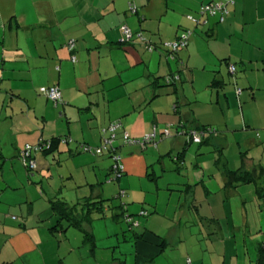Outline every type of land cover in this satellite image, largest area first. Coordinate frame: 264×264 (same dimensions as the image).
<instances>
[{
	"label": "crops",
	"instance_id": "0c3cea01",
	"mask_svg": "<svg viewBox=\"0 0 264 264\" xmlns=\"http://www.w3.org/2000/svg\"><path fill=\"white\" fill-rule=\"evenodd\" d=\"M210 1L222 0H0V264L256 263L264 240V0H234L224 21L198 13ZM123 26L143 29L153 49L124 42ZM184 33L187 46L167 57L160 43ZM168 74L178 78L156 80ZM52 85L62 92L57 104L46 95ZM115 121L123 126L114 145L125 165L124 210L147 211L139 232L112 201L119 191L105 192L112 158L93 150ZM179 122L217 132L202 143L172 132L153 146L123 142V130L139 138L167 124L179 130ZM54 138L52 149L32 152L39 176L26 172L25 143ZM169 157L174 173L156 165ZM254 169L258 181L230 180ZM44 176L64 179L62 187L44 188ZM87 196L111 198L85 226L94 241L75 226L51 229L65 222L52 199Z\"/></svg>",
	"mask_w": 264,
	"mask_h": 264
},
{
	"label": "trees",
	"instance_id": "16d2710c",
	"mask_svg": "<svg viewBox=\"0 0 264 264\" xmlns=\"http://www.w3.org/2000/svg\"><path fill=\"white\" fill-rule=\"evenodd\" d=\"M223 1V0H222ZM210 2H218V1H210ZM206 3H209V2H206ZM203 4V3H202ZM201 4V5H202ZM201 7V6H200ZM132 12L133 13H137V7L136 6H134L133 4H132ZM133 9H135V10H133ZM198 13L200 14V15H202L201 14V10H200V8H199V10H198ZM193 17H195L194 15H192ZM202 16H211V15H208V14H203ZM191 21H194L192 18H190V17H188ZM195 18H197L198 19V21L196 22V21H194L195 23H199V21H200V19H199V17H195ZM218 19L220 20V18L218 17ZM225 19H226V17H225ZM224 19V20H225ZM224 20H222V21H224ZM221 21V20H220ZM128 27V26H127ZM188 30V33L189 34H191L192 33V30L191 29H187ZM122 31H123V33H124V30H123V27H122ZM132 32H133V37L131 38V39H127V37H125L124 38V42L126 41L127 43H132V42H134L136 39H139L140 41H142L143 43H145L146 45H147V48H149L150 50H152L153 49V42L151 41V39L150 38H148L146 35H145V33H144V30L143 29H141V30H137V31H133V30H131ZM125 34V33H124ZM185 34V33H184ZM183 34V35H184ZM188 34V38H187V41H186V43L184 44V45H182V46H180L178 49H176V50H172L170 47H167V46H165L164 45V43L166 42V41H177V40H179L183 35H181V36H179V37H177V38H175V39H172V40H163L160 44H161V47L168 53L167 54V57H169V58H175L176 56H177V54H178V52L182 49V48H184V47H186L187 46V44H188V42H189V35ZM70 40H72V39H69V41ZM150 46V47H149ZM155 46V45H154ZM74 48V47H73ZM230 64H234V63H230ZM229 64V65H230ZM235 65V64H234ZM235 67H236V65H235ZM235 71H236V69H235ZM234 71V72H235ZM160 78H162V77H157L156 78V80H159ZM178 78V75H176V74H168V75H166V76H164L163 77V80H164V82L166 83V84H170V83H172V82H175L176 81V79ZM239 89H240V91H239ZM241 90H242V88L241 87H239L238 88V92H241ZM62 93V92H61ZM47 95V94H46ZM48 97V96H47ZM177 105H178V102H175V107H177ZM182 126H184L185 127V124H184V122H179V126L178 127H182ZM183 127V129H177L176 130V132H178V131H182V130H184L185 132L183 133V134H185L186 135V138H187V142H194V143H202V142H204L205 141V139L207 138V135L208 134H215L216 132H217V130L213 127V126H210V125H203V126H199V127H194V129H198V130H203L204 131V133H205V135H204V137H203V139H202V141L201 142H195V141H193L192 140V138L191 137H189V131L191 130V129H193V128H187V129H185ZM208 130V131H207ZM146 134V133H145ZM144 134V135H145ZM182 134V135H183ZM61 139V138H60ZM38 143H40V144H42V148H40V149H38V150H36L37 152L38 151H43V150H47V149H52L55 145H56V138H54V139H51V140H39L37 143H30V142H27V143H25V145H24V147L21 149V150H23L25 147H26V145L27 144H31V145H34V146H36V144H38ZM47 143H50V145L49 146H47L46 144ZM20 150V151H21ZM20 151H19V153H20ZM104 151H107V150H102V152H104ZM108 153H109V155H110V157L112 158V166H111V173H112V175H111V180H113L114 179V172H113V162H114V160H113V156H112V153H111V151H107ZM182 154L183 153H180V155L178 154L177 155V158H175V160H180L179 162H182L183 163V157H182ZM122 156V155H121ZM20 157V156H19ZM21 159V158H20ZM22 160V159H21ZM23 161V160H22ZM36 161H37V159H36ZM24 164L26 165V167L28 168V170H30V171H34V170H39V164H38V161H37V166L35 167V168H30L25 162H24ZM125 173V172H124ZM123 173V174H124ZM122 174V175H123ZM120 178V177H119ZM118 178V179H119ZM260 178V175L259 174H257V172H256V169H254V170H252L251 172H249L248 174H246L244 177H238V178H235V177H230V180L231 181H233V180H238V179H242V180H254V181H258V179ZM122 190H124V189H120V191H119V193L117 194V196L118 197H122V200H123V198L125 197V195H126V190H125V193L124 194H122L121 193V191ZM116 196V197H117ZM111 200V198H95V197H93V196H87V197H84V198H81V199H78V201H76L75 203H69V202H67L66 200H64V199H62V198H56V199H52V201H51V206H52V208L60 215V218H59V222H62L63 220H65V222L64 223H62L61 224V226H58L57 224H55V225H53L52 227H51V229L53 228V229H57L58 227H60L61 228V230H65L66 228H68V226H75V227H77V228H80V229H82L83 231H84V238H85V240H93V237H92V233L90 232V231H88V229H86V224H89V223H91L92 222V220H93V215H94V213H100V214H105L106 213V209H105V207H106V205H105V203L107 204L108 203V201H110ZM108 205V204H107ZM120 207L123 209V211H122V216H123V219L124 220H126V222H128V216H132V217H137L138 219H139V215L140 216H144V215H142V211H145V210H142L141 212H140V214L139 215H136V214H130V213H126L125 212V208H126V203H125V201H122L121 202V205H120ZM145 212H147V211H145ZM13 218H15V219H17L18 217L16 216V215H13ZM128 225L130 226V228L131 229H135L136 227H134V226H132V225H130V221L128 222ZM94 241V240H93ZM255 264H264V240H263V242L261 243V246L259 247V251H258V255H257V261H256V263Z\"/></svg>",
	"mask_w": 264,
	"mask_h": 264
},
{
	"label": "built area",
	"instance_id": "2783aa9c",
	"mask_svg": "<svg viewBox=\"0 0 264 264\" xmlns=\"http://www.w3.org/2000/svg\"><path fill=\"white\" fill-rule=\"evenodd\" d=\"M234 3V0H223L218 2H209L203 3L200 7L201 14L203 15L208 14L211 16H217L220 20H224L225 17L229 14V4ZM135 10V9H133ZM188 17L192 18L194 21H198L197 18L189 15ZM124 33L126 34L127 39H131L133 37V32L127 26H123ZM188 33H185L179 40L177 41H166L164 43L165 46L170 47L172 50L178 49L180 46L184 45L187 41ZM74 40L69 41V47L73 49L74 47ZM150 47V46H149ZM75 59V57H73ZM229 69L231 72H234L236 67L234 64L229 65ZM240 91V89H239ZM47 96L57 104L62 99L61 89L57 85H52L46 89ZM122 123L120 121H115L109 125L105 131H109V135L104 138V142L101 146L95 147L93 150L96 152H102V150L111 151L113 156V174L115 178H119L125 172V165L123 163V159L121 154L118 152V146L114 145V141L117 138L118 131L122 128ZM208 131V130H207ZM185 131H178L176 134L182 135ZM123 142L129 144H139V145H147V144H157L160 138L169 137L172 135L171 130L169 127H165L161 134L157 132L156 127L142 137L135 138L131 137L129 133L123 130ZM189 137L192 138L195 142H201L205 133L203 130L198 129H191L189 132ZM47 146L50 143L46 144ZM42 148V144L38 143L36 146L27 144L26 147L20 151L19 156L30 168H35L37 166L36 159L32 156V152ZM86 149H90L91 147H85ZM122 194L125 193V190L121 191ZM142 215H146L147 212L142 211ZM130 221V225L134 227H138L140 225L139 219L136 217L128 216V222Z\"/></svg>",
	"mask_w": 264,
	"mask_h": 264
},
{
	"label": "rangeland",
	"instance_id": "374dc122",
	"mask_svg": "<svg viewBox=\"0 0 264 264\" xmlns=\"http://www.w3.org/2000/svg\"><path fill=\"white\" fill-rule=\"evenodd\" d=\"M155 1H157L158 3L161 1V0H154V2ZM162 80H163V78H161ZM165 82H164V80H163V84H164ZM166 88V87H169V86H163V87H161V88ZM185 93V95H186V97H189L188 96V93L187 92H184ZM50 105L51 106H53L54 107V104H53V102H50ZM183 105V107L185 108V107H187L186 105H184V104H182ZM57 109V108H56ZM58 111V110H57ZM59 125V124H58ZM165 127H169L170 128V130H171V125L170 124H167ZM183 127L184 126H182L180 129H183ZM171 132L173 133V134H175V133H177L176 131H172L171 130ZM182 137H186V135L185 134H183L182 135ZM194 143V142H193ZM151 146H153L152 144H150ZM192 145H194V146H196L197 147V145L196 144H192ZM191 145V146H192ZM229 152H232V149H230L229 150ZM174 155V154H173ZM172 155V156H173ZM111 162H112V159H111ZM23 163V162H22ZM22 165V164H21ZM158 167L159 166H166L167 168H174L175 170H173L171 173H174V171H176V166H175V163H174V159H172L171 157H169V158H164L163 159V163H162V161H161V163L159 164V163H157L156 164ZM176 165H178V164H176ZM21 167H23V166H21ZM23 169H24V167H23ZM25 171L26 172H29V173H31V174H36L37 176H39V173H40V170H34V171H28V169L25 167ZM7 174L9 173V170L6 172ZM44 179H43V184H42V186L44 187V188H46V189H48V190H54V189H56V188H61L62 187V184H63V180L59 177V181H57V180H53L52 178H48V177H46V176H44L43 177ZM111 184H109L110 186L109 187H112V189H109V190H106L105 192H107V193H109V194H116V190L117 191H120V188H119V185H118V183H119V179L118 178H115L114 177V179L112 180V182H110ZM37 184H40V181H38V183ZM108 188V187H107ZM148 193V195L150 196V197H152L153 199H156V197H157V189L155 188V189H152V190H150L149 192H147ZM176 193H177V195H176V197H177V199H178V197H179V193L180 192H178V191H176ZM112 201H114L116 204H120L122 201H125V199L124 200H122V197H116L115 196V198L112 200ZM109 212V211H108ZM112 210H110V215L112 214ZM16 216H18V215H16ZM140 217H142V218H144L145 219V217L144 216H140L139 215V221H140ZM147 218V217H146ZM123 223L125 224V226L127 227V229H129V230H131L130 229V226L128 225V222H126V220H124L123 219ZM138 227H136L135 229H133V231H137V232H139L140 230L139 229H137ZM106 227H102V229H101V236H105L106 237Z\"/></svg>",
	"mask_w": 264,
	"mask_h": 264
}]
</instances>
